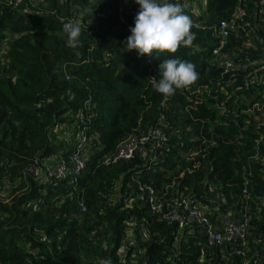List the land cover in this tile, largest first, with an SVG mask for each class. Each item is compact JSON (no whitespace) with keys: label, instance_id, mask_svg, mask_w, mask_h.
<instances>
[{"label":"trees","instance_id":"1","mask_svg":"<svg viewBox=\"0 0 264 264\" xmlns=\"http://www.w3.org/2000/svg\"><path fill=\"white\" fill-rule=\"evenodd\" d=\"M40 1L0 4V264H264V0H169L196 39L159 59L124 42L136 3L125 12L120 0ZM78 16L85 30L72 49L63 23ZM177 57L199 77L165 98L151 77ZM152 129L154 159L109 161L124 137ZM78 133L88 139L80 172H25L34 157L66 159ZM138 185L223 210L221 199L242 206L244 188L250 231L242 245L206 246L198 228L156 219Z\"/></svg>","mask_w":264,"mask_h":264},{"label":"built area","instance_id":"2","mask_svg":"<svg viewBox=\"0 0 264 264\" xmlns=\"http://www.w3.org/2000/svg\"><path fill=\"white\" fill-rule=\"evenodd\" d=\"M23 1L33 5L39 0H0V4L17 7ZM218 33L219 45L222 46L227 35L225 22L219 23ZM212 53L216 54L217 50H213ZM232 57L229 52H224L217 59V64L223 73L235 69ZM160 136V132L155 129L146 133L129 134L117 143L109 161H125L134 156L141 157V159H154L153 152L158 145ZM87 143V137L83 133H78L72 151L66 159L51 157L45 160L34 157L26 166L25 172L32 179L44 180H57L78 173L83 169L88 158ZM138 190L143 192L139 198L145 201L150 213L156 219L163 220L166 224L175 223L180 229L186 226L198 228L204 234L206 246H221L225 242L236 241L242 245L250 231L245 202L248 195L244 188L241 189L239 195V198L244 201L242 206L239 207L235 203L227 205L221 199V203L226 206L225 210L220 209L216 204H196L183 193L166 196V192H157L149 185H138ZM84 210V207L81 206L80 211ZM234 252L242 255L239 249H234Z\"/></svg>","mask_w":264,"mask_h":264},{"label":"clouds","instance_id":"3","mask_svg":"<svg viewBox=\"0 0 264 264\" xmlns=\"http://www.w3.org/2000/svg\"><path fill=\"white\" fill-rule=\"evenodd\" d=\"M139 10L134 25L129 29L131 35L124 41L128 51L136 50L138 56H154L175 53L183 46H193L196 39L191 31L193 22L183 12L182 5L169 0H135ZM63 32L72 49L81 46V36L85 25L80 19H68L63 23ZM87 33L90 36V33ZM159 80L151 77L156 92L165 98L175 94L176 90L195 83L199 77L196 66L180 58L164 59L158 64ZM102 264H110L105 260Z\"/></svg>","mask_w":264,"mask_h":264},{"label":"rangeland","instance_id":"4","mask_svg":"<svg viewBox=\"0 0 264 264\" xmlns=\"http://www.w3.org/2000/svg\"><path fill=\"white\" fill-rule=\"evenodd\" d=\"M132 3H135V0H120L119 8H120L121 10H124V11L126 12L127 9L131 6ZM36 4H37V5H38V4H41V1H40V2L38 1V2H36V3L33 4V5H36ZM42 6H43V4H42ZM193 8H195L194 5H193ZM198 11H199V9H197L195 12L198 13ZM77 19H79V16H78ZM261 121H264V116H262ZM52 158H53V157H52ZM6 195H7V191H6V190L0 192V201L5 202V201H6ZM210 204H215V202H214V201H211Z\"/></svg>","mask_w":264,"mask_h":264}]
</instances>
